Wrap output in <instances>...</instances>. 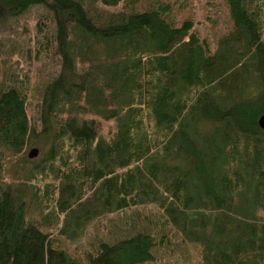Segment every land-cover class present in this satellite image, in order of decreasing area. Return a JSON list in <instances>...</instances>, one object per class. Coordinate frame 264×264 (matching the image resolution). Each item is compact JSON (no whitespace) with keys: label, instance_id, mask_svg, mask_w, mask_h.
Here are the masks:
<instances>
[{"label":"trees","instance_id":"trees-1","mask_svg":"<svg viewBox=\"0 0 264 264\" xmlns=\"http://www.w3.org/2000/svg\"><path fill=\"white\" fill-rule=\"evenodd\" d=\"M134 1L0 0L3 16L45 6L60 59L38 123L0 84V264H82L68 241L145 203L179 234L184 264L190 246L193 264H264V0H225L214 48L192 16L176 20L183 0ZM168 237L100 236L85 264H147Z\"/></svg>","mask_w":264,"mask_h":264},{"label":"rangeland","instance_id":"rangeland-1","mask_svg":"<svg viewBox=\"0 0 264 264\" xmlns=\"http://www.w3.org/2000/svg\"><path fill=\"white\" fill-rule=\"evenodd\" d=\"M147 1H134V7L138 4L137 7L143 9L147 6ZM98 5L105 11H114L113 6ZM126 8L130 9L129 6ZM174 15L177 21L192 16L200 37H207L212 48L231 25L225 0H183ZM53 34V16L42 4H34L17 15H0V84H4L2 79L7 81L6 78H9V82L19 87L24 93L28 114L36 123L43 86L60 68ZM111 124V121L100 120L101 134L106 135L108 127L113 128ZM38 155L34 158H38ZM2 178L15 179L6 169L2 172ZM136 229L151 230L171 237L156 248L154 260L147 264H184V258L176 255V251L180 249V236L172 233L162 209L155 203L110 212L93 223L84 235L76 236L68 244L75 257L85 264V257L98 237L118 238ZM51 237L65 244L62 240L66 236L63 234L57 235V232L52 231ZM188 250L190 264H193L195 249L190 246Z\"/></svg>","mask_w":264,"mask_h":264},{"label":"water","instance_id":"water-1","mask_svg":"<svg viewBox=\"0 0 264 264\" xmlns=\"http://www.w3.org/2000/svg\"><path fill=\"white\" fill-rule=\"evenodd\" d=\"M257 122H258L259 126H260L261 128L264 129V113H262V114L258 117ZM38 152H39V148H38L37 146H31V147L28 149V151H27V156H28L29 158L35 157V156L38 155Z\"/></svg>","mask_w":264,"mask_h":264}]
</instances>
